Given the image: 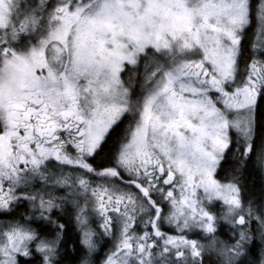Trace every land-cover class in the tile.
Wrapping results in <instances>:
<instances>
[{"label":"snow or ice","instance_id":"6c2138e0","mask_svg":"<svg viewBox=\"0 0 264 264\" xmlns=\"http://www.w3.org/2000/svg\"><path fill=\"white\" fill-rule=\"evenodd\" d=\"M0 264H264V0H0Z\"/></svg>","mask_w":264,"mask_h":264}]
</instances>
